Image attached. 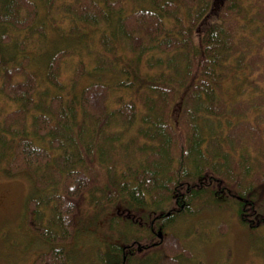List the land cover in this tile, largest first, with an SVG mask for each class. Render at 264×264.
<instances>
[{
    "label": "trees",
    "instance_id": "1",
    "mask_svg": "<svg viewBox=\"0 0 264 264\" xmlns=\"http://www.w3.org/2000/svg\"><path fill=\"white\" fill-rule=\"evenodd\" d=\"M252 1L3 2L0 174L31 180L22 223L47 246L32 264H76L88 225L108 240L93 242L107 246L97 264H179L158 254V233L177 238L168 228L203 208L234 203L240 224H264V14ZM107 72L113 84L75 91Z\"/></svg>",
    "mask_w": 264,
    "mask_h": 264
},
{
    "label": "rangeland",
    "instance_id": "2",
    "mask_svg": "<svg viewBox=\"0 0 264 264\" xmlns=\"http://www.w3.org/2000/svg\"><path fill=\"white\" fill-rule=\"evenodd\" d=\"M4 1L0 0V7ZM259 1L263 5L261 13L264 14V0ZM41 12H45L43 7ZM54 12L59 13L57 10ZM239 18L242 19L241 16ZM50 29L51 31L47 29L49 34H47L46 49L51 53L56 50L55 46L58 45V42L53 40L55 37L51 35L52 28L50 27ZM259 54H262L264 59V49ZM73 56L76 58L77 54ZM73 56L72 58H74ZM42 59L37 58L32 65L38 75L43 72L45 66ZM85 60L91 69L94 61L90 66L86 57ZM71 63H73V59L65 64L67 67H65L64 75L68 76L67 80L71 78ZM255 72L253 75L250 70L247 74V80L253 88L257 83L254 82V78L260 75L257 71ZM101 76L100 79L96 76L94 79V76L80 77L75 91L81 89L90 80L111 85L116 79L113 74L108 72L102 73ZM118 90L115 87L111 89L109 100H115ZM32 191L31 180L25 174L20 173L13 178L0 174V264H32L34 258L47 249L46 244L36 238L33 225L30 224L31 226L27 227L25 224V227L22 223L25 212L24 203L32 195ZM234 207L233 203L221 208H203L194 217L178 220L168 228L170 231L168 234H176L177 238L161 236L159 238L161 246L157 249L158 254L164 252V257L181 255L179 264H264V224L257 222L256 225L253 224L255 228L240 224ZM85 229L88 231L82 232ZM78 232L70 253L72 263L79 264L80 262L81 264L88 256V264H97L95 248L99 247L93 245V242L103 241L104 244L108 242L102 228L88 225ZM181 237L185 241L181 240ZM184 242L185 246L182 245ZM91 245L93 247L89 250ZM71 247L66 246L68 251ZM102 250L103 253L107 252V246H104ZM107 256L108 253H104V257ZM168 264H174V262Z\"/></svg>",
    "mask_w": 264,
    "mask_h": 264
}]
</instances>
